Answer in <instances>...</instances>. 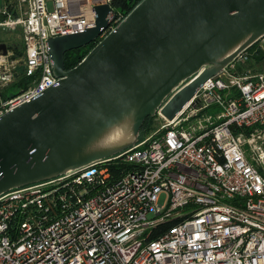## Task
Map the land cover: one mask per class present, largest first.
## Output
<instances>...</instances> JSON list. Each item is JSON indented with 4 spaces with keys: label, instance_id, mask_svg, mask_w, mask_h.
Masks as SVG:
<instances>
[{
    "label": "built area",
    "instance_id": "built-area-1",
    "mask_svg": "<svg viewBox=\"0 0 264 264\" xmlns=\"http://www.w3.org/2000/svg\"><path fill=\"white\" fill-rule=\"evenodd\" d=\"M113 2L3 0L0 33L22 34L0 39V116L58 83L48 37L84 31ZM252 56L174 118L158 109L136 144L1 194L0 264H264V71L243 67Z\"/></svg>",
    "mask_w": 264,
    "mask_h": 264
},
{
    "label": "water",
    "instance_id": "water-1",
    "mask_svg": "<svg viewBox=\"0 0 264 264\" xmlns=\"http://www.w3.org/2000/svg\"><path fill=\"white\" fill-rule=\"evenodd\" d=\"M95 11L84 31L48 37L58 83L0 116V195L136 144L149 116L161 108L174 118L202 83L264 35V0H141L109 31L114 6ZM93 41L67 69L66 52ZM127 116L128 141L90 148Z\"/></svg>",
    "mask_w": 264,
    "mask_h": 264
},
{
    "label": "trees",
    "instance_id": "trees-1",
    "mask_svg": "<svg viewBox=\"0 0 264 264\" xmlns=\"http://www.w3.org/2000/svg\"><path fill=\"white\" fill-rule=\"evenodd\" d=\"M141 0H114L113 6L118 14H122L124 17L140 2ZM97 43V41H93L87 46L73 49L65 54V61H66V68L71 69L75 65H77L84 56L94 47V45ZM249 50L253 53V59L256 62V65L259 61L264 59V51L258 47V44L255 43L252 45ZM157 117L155 116H149L142 127L141 130V138H144L147 133H149L154 125V119ZM117 166H120V168H117ZM114 171H120L121 168L126 169L128 165L126 164H115L112 166ZM170 224H173L174 221L169 222ZM169 224V225H170ZM168 226V225H167ZM166 227V226H164Z\"/></svg>",
    "mask_w": 264,
    "mask_h": 264
},
{
    "label": "bare ground",
    "instance_id": "bare-ground-1",
    "mask_svg": "<svg viewBox=\"0 0 264 264\" xmlns=\"http://www.w3.org/2000/svg\"><path fill=\"white\" fill-rule=\"evenodd\" d=\"M131 116L125 117L118 124L107 128L90 146L91 149L111 147L128 141L131 137Z\"/></svg>",
    "mask_w": 264,
    "mask_h": 264
},
{
    "label": "rangeland",
    "instance_id": "rangeland-1",
    "mask_svg": "<svg viewBox=\"0 0 264 264\" xmlns=\"http://www.w3.org/2000/svg\"><path fill=\"white\" fill-rule=\"evenodd\" d=\"M21 31L19 29H15L14 32H11V33H0V39L4 38V40H7V41H10L11 39L13 38H17L19 40H21ZM22 43V42H21ZM244 68H252V69H257V70H260V71H264V59L259 61L256 65V62L254 59H251L250 61H248L244 66ZM218 109L216 106L212 107L210 110L211 111H214ZM154 125H153V128L152 129H155L158 124H159V118L156 117L154 119ZM163 199V198H162Z\"/></svg>",
    "mask_w": 264,
    "mask_h": 264
},
{
    "label": "flooded vegetation",
    "instance_id": "flooded-vegetation-1",
    "mask_svg": "<svg viewBox=\"0 0 264 264\" xmlns=\"http://www.w3.org/2000/svg\"><path fill=\"white\" fill-rule=\"evenodd\" d=\"M19 46V45H18Z\"/></svg>",
    "mask_w": 264,
    "mask_h": 264
}]
</instances>
